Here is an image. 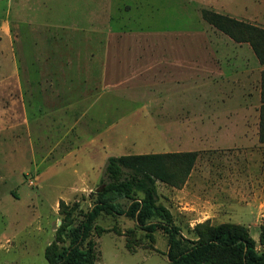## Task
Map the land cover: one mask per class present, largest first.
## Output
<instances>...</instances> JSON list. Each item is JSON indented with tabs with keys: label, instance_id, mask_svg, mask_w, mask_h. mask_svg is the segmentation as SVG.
Here are the masks:
<instances>
[{
	"label": "rangeland",
	"instance_id": "rangeland-1",
	"mask_svg": "<svg viewBox=\"0 0 264 264\" xmlns=\"http://www.w3.org/2000/svg\"><path fill=\"white\" fill-rule=\"evenodd\" d=\"M218 1L128 0L130 10L116 11L128 18L124 32L106 42L104 37L79 33L93 29L82 18L71 19L77 11V15L84 13L77 9L82 7L80 2L0 0V264H48L44 250L56 237L60 204L78 203L73 213L78 220V210L91 204L90 193L102 187L106 158L134 151L118 142L99 143L101 131L81 122L89 118L88 111L77 119L79 126L73 124L71 132L66 131L62 121L72 122L70 115L62 117L58 100L50 98L55 91L41 90L71 86L74 78L85 84L99 77L97 70L108 60L89 55L106 50L203 53L209 57L203 61L215 66L219 51H231L233 38L203 20L200 11L206 8L238 20L232 11L219 7ZM72 68H85L86 74L73 75ZM88 68L93 69L91 75ZM261 80L260 87L264 75ZM100 85L94 86L98 93L102 92ZM256 87L237 90L227 82L224 85V114L235 118L239 131L234 141L214 147L164 149V153L181 154L165 157L166 168L176 174L175 182L157 181V193L185 238H194L191 228L204 221L196 222L209 201L218 207L209 209L211 217L206 220L245 226L256 249H263L259 226L264 221V142L258 139L262 87L259 90L258 83ZM71 91L60 90V95L69 97ZM107 112L112 116L117 110ZM60 132L65 137L56 141ZM86 139L98 147L94 153L87 151ZM184 204L198 212L189 209L193 212L187 213ZM94 224L92 264H170L162 230L148 232L125 215L108 213H100Z\"/></svg>",
	"mask_w": 264,
	"mask_h": 264
},
{
	"label": "crops",
	"instance_id": "crops-1",
	"mask_svg": "<svg viewBox=\"0 0 264 264\" xmlns=\"http://www.w3.org/2000/svg\"><path fill=\"white\" fill-rule=\"evenodd\" d=\"M57 1L61 5L80 2L82 7L77 9L84 13L77 15V11L71 19L82 18L93 29L85 32L80 30L79 33L89 37H104L106 42H111V38L117 40L114 37H121L116 36L117 33L124 32V19L128 18L116 11L126 12L132 6L127 3L128 0ZM217 3L226 11H232L233 17L257 27L249 32L248 39H232L229 46L231 51H219L215 66L203 61L209 58L207 55L188 51L161 53L106 50L89 55L108 60L102 69L97 70L99 77H91L85 84L81 82V78H74L71 86L62 84L56 85L55 89L50 88L49 92L44 88L41 90L48 94L51 90L55 91L50 98L52 101L58 100L56 107L63 108L62 117L70 115L72 122L68 124L62 121L65 130L71 132L77 119L88 111L89 118L81 122H88L89 129L94 126L101 131L98 133L99 143L118 142L125 148L134 149L132 152H120L119 155L164 153L166 148L181 146L214 147L221 145L223 141H234L239 131L235 118H227L224 114V85L227 82L237 90H255L258 83L259 90L261 88V75H264V1L220 0ZM156 59L157 62L154 61ZM88 69V74L91 75L93 69ZM60 70L57 74H61L63 68ZM85 70L72 68V74L80 76L86 74ZM63 74H68V71H63ZM96 83L101 84V93L94 88ZM69 89L73 90L69 97L60 95V90ZM109 108L116 109L117 112L109 116ZM58 135L56 141L65 137L61 132ZM76 139L80 141L81 138ZM84 144H87L86 148L90 145L87 148L90 154L98 148L88 140ZM183 189L176 190L180 192ZM183 207L187 213L193 212L189 209H195L186 204ZM204 207L207 211L201 212L202 218L196 222L209 219V209L217 208L218 204L206 201ZM195 211L198 212L196 209ZM192 217L193 215L189 218Z\"/></svg>",
	"mask_w": 264,
	"mask_h": 264
},
{
	"label": "trees",
	"instance_id": "trees-1",
	"mask_svg": "<svg viewBox=\"0 0 264 264\" xmlns=\"http://www.w3.org/2000/svg\"><path fill=\"white\" fill-rule=\"evenodd\" d=\"M200 14L203 20L237 41L248 39L249 32L257 28L206 8ZM261 87L258 139L264 142L263 83ZM178 154L181 153L108 156L100 178L102 189L90 193L91 204L86 210H78L79 219L75 221L73 216L78 203L60 204L62 216L56 237L44 250L48 264H92L94 243L90 233L100 213L125 215L148 232L162 230L167 238L166 257L170 264H264V221L259 226V243L263 247L260 251L247 228L237 223L211 224L204 220L191 228L194 238L180 234L171 211L159 201L156 188L157 181L175 182L176 174L166 168L164 160L167 155ZM58 240L65 244L58 245Z\"/></svg>",
	"mask_w": 264,
	"mask_h": 264
},
{
	"label": "water",
	"instance_id": "water-1",
	"mask_svg": "<svg viewBox=\"0 0 264 264\" xmlns=\"http://www.w3.org/2000/svg\"><path fill=\"white\" fill-rule=\"evenodd\" d=\"M101 189H102V187H100V188H96L95 191H99V190H101Z\"/></svg>",
	"mask_w": 264,
	"mask_h": 264
}]
</instances>
